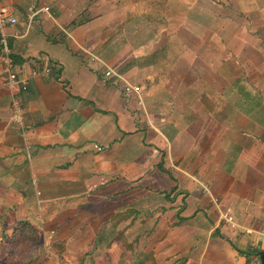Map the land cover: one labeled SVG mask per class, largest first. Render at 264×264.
Wrapping results in <instances>:
<instances>
[{
	"label": "crops",
	"instance_id": "crops-1",
	"mask_svg": "<svg viewBox=\"0 0 264 264\" xmlns=\"http://www.w3.org/2000/svg\"><path fill=\"white\" fill-rule=\"evenodd\" d=\"M0 4L28 84L0 65V240L28 222L36 264H260L264 0Z\"/></svg>",
	"mask_w": 264,
	"mask_h": 264
},
{
	"label": "built area",
	"instance_id": "built-area-1",
	"mask_svg": "<svg viewBox=\"0 0 264 264\" xmlns=\"http://www.w3.org/2000/svg\"><path fill=\"white\" fill-rule=\"evenodd\" d=\"M49 8H44L45 12H48ZM18 21L16 18L11 16V14L2 7L0 4V65H1V76L3 82L9 92L15 97L19 92L26 90L27 81L21 78L18 73L14 70V61L10 53L8 42L6 36L3 34L5 28L9 26H14ZM45 72H48L46 69ZM114 74L112 70H108L105 75L109 76ZM131 88L127 86L126 91H130ZM14 105L17 106V100H13ZM98 150L100 148L97 147Z\"/></svg>",
	"mask_w": 264,
	"mask_h": 264
},
{
	"label": "trees",
	"instance_id": "trees-1",
	"mask_svg": "<svg viewBox=\"0 0 264 264\" xmlns=\"http://www.w3.org/2000/svg\"><path fill=\"white\" fill-rule=\"evenodd\" d=\"M10 243L12 246H27L31 249L29 251V256H19L16 257L12 262H2L1 264H36V261L39 257V241L37 230L30 225L28 222H19L14 228ZM259 255L261 251H256ZM77 264H89V259L87 257H82ZM135 264H153V261L150 259V256L141 254L138 256V261Z\"/></svg>",
	"mask_w": 264,
	"mask_h": 264
},
{
	"label": "rangeland",
	"instance_id": "rangeland-1",
	"mask_svg": "<svg viewBox=\"0 0 264 264\" xmlns=\"http://www.w3.org/2000/svg\"><path fill=\"white\" fill-rule=\"evenodd\" d=\"M221 1H224V5L228 4V0H221ZM210 2H211V0H206L205 7L209 6ZM213 7L215 8V11L218 13H219V11L225 10V8H223V7H218V6L215 7L214 4H213ZM226 8H230V5ZM242 10H244V7H241V8L236 7L237 12H240ZM230 11H232V9ZM239 15L241 16V18H243V13L239 14ZM16 97H17V95H16ZM2 240H4V239H2ZM2 240H0V264L2 262H5V261L12 262L15 260L16 257H19V256H21V257L22 256H29V255H27V254H30L29 251H31V249L29 247H27V246H20V247L12 246L10 241L9 242H7V241L2 242ZM33 264H35V263H33Z\"/></svg>",
	"mask_w": 264,
	"mask_h": 264
},
{
	"label": "water",
	"instance_id": "water-1",
	"mask_svg": "<svg viewBox=\"0 0 264 264\" xmlns=\"http://www.w3.org/2000/svg\"><path fill=\"white\" fill-rule=\"evenodd\" d=\"M260 264H264V252L259 254Z\"/></svg>",
	"mask_w": 264,
	"mask_h": 264
}]
</instances>
